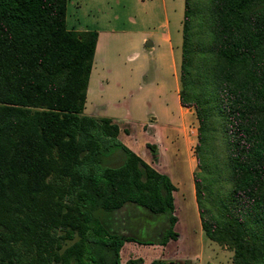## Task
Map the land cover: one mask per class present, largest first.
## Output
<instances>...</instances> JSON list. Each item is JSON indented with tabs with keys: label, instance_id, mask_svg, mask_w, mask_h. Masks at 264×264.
<instances>
[{
	"label": "trees",
	"instance_id": "16d2710c",
	"mask_svg": "<svg viewBox=\"0 0 264 264\" xmlns=\"http://www.w3.org/2000/svg\"><path fill=\"white\" fill-rule=\"evenodd\" d=\"M253 1L227 0L234 16L227 41L231 61H252L247 89L253 95L251 110H256L261 105H256L257 97L264 99V70L257 53L264 42V23L254 32L240 28L242 11ZM66 3L0 0V264H120L125 240L165 244L178 235L171 177L122 142L116 122L82 113L97 31L68 28ZM188 74L185 59L179 101L196 107L194 152L199 166L206 116L199 103L187 100ZM245 97V103L229 106L226 138L234 192L246 198L237 197L244 199L239 206L217 204L224 208L223 226H209L205 184L197 171L193 174L201 227L209 238H219L226 230L235 244V264L264 258V118L247 113L250 97ZM114 150L123 156L119 164L110 162ZM244 168L252 176L248 185L237 176ZM128 202L165 214L168 225L160 239L122 236L96 215ZM142 261L131 257L125 264ZM149 264L179 262L155 258Z\"/></svg>",
	"mask_w": 264,
	"mask_h": 264
},
{
	"label": "rangeland",
	"instance_id": "374dc122",
	"mask_svg": "<svg viewBox=\"0 0 264 264\" xmlns=\"http://www.w3.org/2000/svg\"><path fill=\"white\" fill-rule=\"evenodd\" d=\"M76 1L78 4L82 3V0H67L66 3L68 28H93L96 23H92V20H99L97 26L104 28V35L96 50L95 67L88 82L83 113L122 117L123 125L130 129L129 134H121L124 143L135 149L145 160L152 158L154 167L168 173L177 186L174 197L178 221L173 228L180 236L170 237L162 250L152 245L161 244L156 241L144 244L132 240L135 242L133 250L136 249L140 257L154 256L157 259H162L159 256L162 251L165 256H173L164 260L177 261L179 264H184L182 260L186 256L195 254H199L196 264H235V244L226 230L220 231L219 238H209L201 229L200 217L198 221V211L194 204L193 186V174L197 171L205 184L203 204L206 209L205 218L210 221L209 226H223V223H227L221 220L224 208L217 204L228 202L239 206L244 199L237 197H245L240 192H234L237 184L234 182L226 138L229 106L237 102L245 103V94L249 95L250 106L247 113L264 118L263 98L257 97L256 105L261 104L260 108L251 110L253 95L248 93L251 90L247 86L248 81L251 85L248 71L252 61L234 62L228 58V29L234 22V16L227 0H219L215 6L214 0H188V9L185 0H166L165 13L169 19L175 68L172 64V52L166 43L156 38L154 45H146V40H153L154 35H145L143 39L142 32L145 29L158 25L164 19L158 6L153 4L151 10H144L146 5L127 3L124 6L116 0H105L102 11L97 12L89 10L86 4L76 9ZM263 23L264 0H254L242 11L240 28L254 32ZM220 30L225 31L222 38ZM257 53L264 70V42ZM185 59L186 69L189 70L185 91L187 100L199 103L203 107L201 113L206 116L200 150L202 163L199 166L194 152L199 126L196 107H180L175 91V87L180 88V70ZM100 63H103L104 71ZM103 77L107 79L103 81L104 86L100 87L98 81ZM226 89L230 94L226 93ZM144 124L149 129L141 128ZM169 124L174 129L171 137L178 143L177 155L174 154L177 151L176 145L170 144L166 139L171 137L167 134L165 138L164 135V127ZM146 141L158 143L153 152L145 145ZM179 143H183L185 151ZM166 149L171 150L172 154L169 155ZM185 153L187 161L189 159L193 165L191 172V166L187 167ZM109 157L112 164H119L123 158L119 150L112 151ZM251 161L252 159L247 160V167ZM237 176L243 179V185H248L252 177L247 168ZM260 191L264 192V184ZM96 215L103 219L111 231L137 239L158 240L164 235L168 225L165 214L154 213L131 202L114 212L96 211ZM76 238L77 236L66 239L64 245ZM123 255L125 256V250ZM240 264H245V260L240 259ZM249 264H264V258L259 261L251 260Z\"/></svg>",
	"mask_w": 264,
	"mask_h": 264
},
{
	"label": "crops",
	"instance_id": "0c3cea01",
	"mask_svg": "<svg viewBox=\"0 0 264 264\" xmlns=\"http://www.w3.org/2000/svg\"><path fill=\"white\" fill-rule=\"evenodd\" d=\"M104 1L105 0H82V3L81 4H78V2L76 1V5H78V6H76V9H79V7H81L82 8V6L81 5H84V4H86L87 6H88V8H89V10L90 9H93V10H95V11H97V12H100V11H102V9H103V7H104ZM116 2H118V3H120L121 5H124V6H126L127 5V3H135L136 5H140V6H142V5H146V6H144V10L145 9H150L151 10V6L153 5V4H155V7L156 6H158L160 9H161V11H162V14H163V17H164V19L161 21V22H159V24L158 25H153V26H151V27H148L147 29H145L143 32H142V35H144V38L143 39H145V35H152V37H153V35H154V37L155 38H153V40H149V39H147L146 40V42L147 41H150L151 42V44H147L146 42V45H154V43H155V39L156 38H158V39H160L161 41H163L164 43H166V45H168V47H169V49H170V51L172 52V64H173V66H174V68H175V65H174V55H173V48H172V43H171V34H170V30H169V19H168V16H167V13H165L166 12V8H167V3H166V0H116ZM149 10V11H150ZM149 13V12H148ZM148 15H150V13L148 14ZM92 23H96V24H94V25H96V26H93V28H90L89 26H85V28H74L73 27V29H75V30H84V29H94V30H96L97 31V40H96V45H95V50H94V55H93V62H92V67H91V70H90V73H89V78H88V82H89V79H90V74H91V72H92V69L95 67V62H96V50H97V48H98V46H99V44L101 43V39H102V37H103V35H104V28L102 27V26H97L98 25V23H99V20L97 21V20H92L91 21ZM143 39H142V41H143ZM100 67H101V69L104 71L105 70V67H104V65H103V63L101 64L100 63ZM143 76V75H142ZM107 78L106 77H103V78H101L100 79V81H98L99 83H98V86H104V82L103 81H105ZM142 85V84H141ZM87 89H88V83H87ZM87 89H86V96H87ZM175 91H176V93H177V95H178V98H179V87L177 86V87H175ZM179 100V99H178ZM85 102H86V100H85ZM179 104H180V107H187V106H183V105H181V103H180V101H179ZM84 107H85V105H84ZM84 109V108H83ZM82 113H83V111H82ZM83 114H85V113H83ZM87 115H91V116H95V117H109L113 122H116L117 124H118V126H119V132H118V138L122 141V142H124V140L121 138V134H122V132H126V134H129L130 133V129L128 128V127H126V126H124L123 125V121H122V117H119V116H117V118L116 117H111V116H101V115H96V114H87ZM181 122H183V121H181ZM168 126H170V128L168 127ZM173 126H172V124L170 125H167V127L165 128L164 127V135H165V138L167 137V134H169V136L171 137L173 134H172V132H173V128H172ZM126 128L128 129V130H126ZM141 128H143V129H149L148 128V125L147 124H144V125H142L141 126ZM173 129V130H172ZM167 139V141H169L170 142V144H172L173 145V143H174V145H176V152H174V154H176L178 151H179V147H178V143L177 142H175L173 139H172V137L170 138V139H168V138H166ZM126 144V143H125ZM179 144H181L180 146L182 147V149L184 150V145H183V143H179ZM127 145V144H126ZM145 145H147V147L151 150V152H153L155 149H156V147H157V145H158V143L157 142H155V143H152V142H150V141H146V143H145ZM128 146V145H127ZM129 147V146H128ZM160 147V146H159ZM181 147H180V149H181ZM131 148V147H130ZM132 149V148H131ZM169 149V148H168ZM168 149H166L167 150V152L169 153V155H171L172 153H171V150H168ZM134 152H136L135 151V149H132ZM185 151V150H184ZM137 153V152H136ZM138 154V153H137ZM139 155V154H138ZM155 155V154H154ZM157 155H159V153H157ZM177 155V154H176ZM153 156V155H152ZM143 158V157H142ZM144 159V158H143ZM145 160V159H144ZM185 160H186V163H187V167L189 166H191L190 167V172H191V168H192V166L193 165H191V163H190V161H189V159H188V161H187V159H186V153H185ZM150 165H152L153 167H154V165H153V163H152V158L150 159V160H146ZM188 167V168H189ZM155 168V167H154ZM162 172V171H161ZM166 173V172H165ZM168 174V173H167ZM176 186V185H175ZM194 186V185H193ZM176 188H177V186H176ZM176 188L173 190V201H174V213L175 214H177V202H175V197H174V194H175V190H176ZM194 193H195V189H194ZM181 197H182V195H181ZM181 197L179 198V199H181ZM194 204H196L195 205V208L197 207V202H196V198H195V201H194ZM197 211H198V208H197ZM177 216V220H176V222H175V225H176V223H177V221H178V215H176ZM197 218H198V221H199V213H198V216H197ZM200 225H201V223H200ZM202 229V228H201ZM180 236V234L178 233V235H177V237H179ZM134 243V244H133ZM168 243H166L165 245L163 244V245H161V244H152L153 246H158V247H155V248H160L161 250H162V248L164 247V246H166ZM133 246H135V242L134 241H132V240H125L124 242H123V244H122V246H121V248H120V264H123V263H125L126 262V260L128 259V258H131V257H138V256H140V253L139 252H137L136 251V249H134L133 250ZM153 248V247H152ZM154 249V248H153ZM125 250V256L123 255V251ZM165 254V253H164ZM160 258H162V259H170V258H172L173 256H171V255H168V256H165V255H163V253H162V251L160 252ZM142 257V263L141 264H149L150 263V261L151 260H153L155 257L154 256H152V257H149V258H145V257H143V256H141ZM164 257V258H163ZM178 258H181V257H178ZM187 260L188 262L186 263V264H196V260H198L199 259V254L196 256V254L194 255V256H186L185 258H183V260Z\"/></svg>",
	"mask_w": 264,
	"mask_h": 264
},
{
	"label": "water",
	"instance_id": "95a60500",
	"mask_svg": "<svg viewBox=\"0 0 264 264\" xmlns=\"http://www.w3.org/2000/svg\"><path fill=\"white\" fill-rule=\"evenodd\" d=\"M146 43H147V44H151V42H150V41H147Z\"/></svg>",
	"mask_w": 264,
	"mask_h": 264
}]
</instances>
